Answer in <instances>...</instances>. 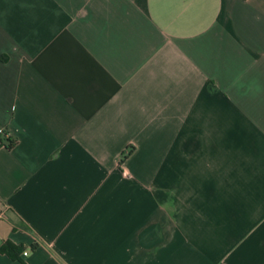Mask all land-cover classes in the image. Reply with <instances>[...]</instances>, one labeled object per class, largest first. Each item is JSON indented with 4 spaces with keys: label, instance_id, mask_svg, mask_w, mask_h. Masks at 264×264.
I'll use <instances>...</instances> for the list:
<instances>
[{
    "label": "crops",
    "instance_id": "0c3cea01",
    "mask_svg": "<svg viewBox=\"0 0 264 264\" xmlns=\"http://www.w3.org/2000/svg\"><path fill=\"white\" fill-rule=\"evenodd\" d=\"M0 207V264H264V0H0Z\"/></svg>",
    "mask_w": 264,
    "mask_h": 264
},
{
    "label": "built area",
    "instance_id": "2783aa9c",
    "mask_svg": "<svg viewBox=\"0 0 264 264\" xmlns=\"http://www.w3.org/2000/svg\"><path fill=\"white\" fill-rule=\"evenodd\" d=\"M6 215H7L6 209L0 207V220H4L6 218ZM24 255H27V252H25Z\"/></svg>",
    "mask_w": 264,
    "mask_h": 264
},
{
    "label": "trees",
    "instance_id": "16d2710c",
    "mask_svg": "<svg viewBox=\"0 0 264 264\" xmlns=\"http://www.w3.org/2000/svg\"><path fill=\"white\" fill-rule=\"evenodd\" d=\"M126 157H127V155H126V156H124V158L122 159V161H123V160H125V158H126Z\"/></svg>",
    "mask_w": 264,
    "mask_h": 264
}]
</instances>
